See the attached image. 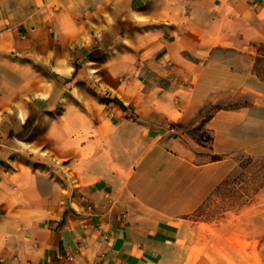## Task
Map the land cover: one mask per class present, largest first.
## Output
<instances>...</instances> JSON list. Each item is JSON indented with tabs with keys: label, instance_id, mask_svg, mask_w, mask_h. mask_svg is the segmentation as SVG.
I'll use <instances>...</instances> for the list:
<instances>
[{
	"label": "crops",
	"instance_id": "crops-1",
	"mask_svg": "<svg viewBox=\"0 0 264 264\" xmlns=\"http://www.w3.org/2000/svg\"><path fill=\"white\" fill-rule=\"evenodd\" d=\"M262 62L264 0H0V264H264L193 218ZM229 89L256 99L202 117Z\"/></svg>",
	"mask_w": 264,
	"mask_h": 264
},
{
	"label": "rangeland",
	"instance_id": "rangeland-1",
	"mask_svg": "<svg viewBox=\"0 0 264 264\" xmlns=\"http://www.w3.org/2000/svg\"><path fill=\"white\" fill-rule=\"evenodd\" d=\"M260 70L264 73V62ZM254 88L262 93L260 103L264 104V85ZM214 98L216 101L204 104L202 117L211 116L219 108L251 105L256 99L254 94L238 89L219 92ZM242 132L246 135V147L232 152L240 164L193 218L208 223H229L225 230H220L222 233L230 228L234 232H246L250 238L249 249H259L258 255L264 257V108L250 111ZM223 253L222 250L210 256L211 260L205 264H226Z\"/></svg>",
	"mask_w": 264,
	"mask_h": 264
},
{
	"label": "trees",
	"instance_id": "trees-1",
	"mask_svg": "<svg viewBox=\"0 0 264 264\" xmlns=\"http://www.w3.org/2000/svg\"><path fill=\"white\" fill-rule=\"evenodd\" d=\"M219 109H220V108H219ZM214 158H215V159H218V158H220V157H219L218 155H216V156H214Z\"/></svg>",
	"mask_w": 264,
	"mask_h": 264
}]
</instances>
